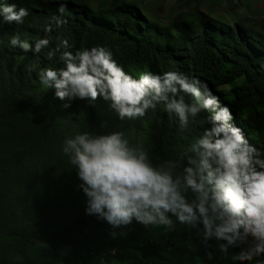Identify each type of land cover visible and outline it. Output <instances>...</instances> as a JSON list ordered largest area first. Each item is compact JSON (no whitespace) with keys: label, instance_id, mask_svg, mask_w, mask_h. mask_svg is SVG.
<instances>
[{"label":"trees","instance_id":"16d2710c","mask_svg":"<svg viewBox=\"0 0 264 264\" xmlns=\"http://www.w3.org/2000/svg\"><path fill=\"white\" fill-rule=\"evenodd\" d=\"M9 5L28 15L19 23L0 16V264H21L8 260L12 246L21 248L18 253L46 251L60 264H107L113 251L119 264H264V256L234 260L239 247L223 253L221 242L205 243L202 231L171 214L172 228L135 220L113 228L88 215L76 166L63 152L66 138L119 131L130 146L143 148L154 167L172 162L173 175L182 176L189 158L199 167L192 146L210 126L209 110L190 116L181 129L163 104L135 119H121L103 97L91 103L76 99L65 109L55 88L39 77L43 68L64 67L63 52L93 47L111 52L135 79L146 72H177L207 85L264 160V34L256 23L231 24L198 7L191 19L180 15L162 25L129 3L101 11L71 0H0V7ZM17 35L30 50L11 44ZM45 38L46 47L31 50ZM185 195L189 202L196 198L190 190Z\"/></svg>","mask_w":264,"mask_h":264},{"label":"clouds","instance_id":"9594fccd","mask_svg":"<svg viewBox=\"0 0 264 264\" xmlns=\"http://www.w3.org/2000/svg\"><path fill=\"white\" fill-rule=\"evenodd\" d=\"M59 11H65L64 5ZM27 15L23 7H0V16L9 23L22 22ZM10 42L30 50L19 35ZM48 44V39H40L31 50L39 52ZM60 59L64 67L43 68L39 77L55 88L54 94L65 101V109L76 99L91 103L103 97L121 119H135L163 104L176 114L181 129L202 109L211 113L207 117L210 126L192 146L199 167L191 166L195 161L189 158L182 176L173 175L176 165L172 162L154 167L143 148L130 146L119 131L66 138L63 152L76 166L88 215L106 220L113 228L133 220L172 228L171 214L202 231L205 243L213 239L221 242L218 247L223 253L229 247H239L234 260L264 256V160L255 156L256 150L231 123L230 110L220 105L206 84L171 71L163 75L146 72L135 79L103 47L65 51ZM185 95L199 103L186 102ZM189 190L196 197L192 202L185 195ZM208 255L211 258V253Z\"/></svg>","mask_w":264,"mask_h":264},{"label":"rangeland","instance_id":"374dc122","mask_svg":"<svg viewBox=\"0 0 264 264\" xmlns=\"http://www.w3.org/2000/svg\"><path fill=\"white\" fill-rule=\"evenodd\" d=\"M71 1L80 5L89 6L94 10H101V11L108 9L113 5H119L121 3L134 4L149 19L155 20L156 22H160L161 24L162 23L168 24L170 21L174 20L180 15L184 16L187 19H191L193 13L195 12L196 7L205 10L203 5H205L206 6L205 8H207L208 10L205 11L210 14V0H71ZM220 8H223V6H220ZM219 10L217 8L214 11H212V13H214L217 19L226 21L223 19V16L225 15H223L221 13V10L220 11ZM256 20L260 22L259 19ZM225 90L229 93L230 87L229 86L225 87ZM9 250H10L8 252L9 261H13L21 264L27 261L29 263L31 262V264H60L57 263L51 257H49L46 251H29L27 249H22L21 253H18L17 250H21V248L17 246H12L9 248ZM114 254L115 251H113V254L108 256L107 258L108 261H106L108 262L107 264H119Z\"/></svg>","mask_w":264,"mask_h":264},{"label":"crops","instance_id":"0c3cea01","mask_svg":"<svg viewBox=\"0 0 264 264\" xmlns=\"http://www.w3.org/2000/svg\"><path fill=\"white\" fill-rule=\"evenodd\" d=\"M203 7L208 11L205 5ZM217 8L225 15L223 19L227 22L233 24L239 20L251 19L256 23V28L264 34V0H210V14L213 17L216 16L212 11ZM256 19H259L260 22Z\"/></svg>","mask_w":264,"mask_h":264}]
</instances>
